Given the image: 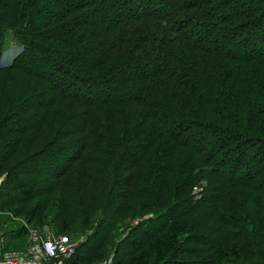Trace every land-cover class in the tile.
<instances>
[{
    "label": "trees",
    "instance_id": "obj_1",
    "mask_svg": "<svg viewBox=\"0 0 264 264\" xmlns=\"http://www.w3.org/2000/svg\"><path fill=\"white\" fill-rule=\"evenodd\" d=\"M8 37L0 230H92L65 264H264V0H0Z\"/></svg>",
    "mask_w": 264,
    "mask_h": 264
},
{
    "label": "built area",
    "instance_id": "obj_2",
    "mask_svg": "<svg viewBox=\"0 0 264 264\" xmlns=\"http://www.w3.org/2000/svg\"><path fill=\"white\" fill-rule=\"evenodd\" d=\"M2 178H0V183ZM199 189H194V194ZM85 238L81 239V242ZM79 244H75L66 235L54 234L49 226L39 230H30L26 254L7 250L4 238L0 237V264H65L76 252ZM112 258L109 260V264Z\"/></svg>",
    "mask_w": 264,
    "mask_h": 264
},
{
    "label": "rangeland",
    "instance_id": "obj_3",
    "mask_svg": "<svg viewBox=\"0 0 264 264\" xmlns=\"http://www.w3.org/2000/svg\"><path fill=\"white\" fill-rule=\"evenodd\" d=\"M54 12V10H53ZM11 37H8L7 39V45L5 46V50H4V54L2 56V59L0 61L1 66L7 67L9 66L13 60L15 59V57L19 54L20 52V48L18 46L15 45V43H13ZM264 158V155L263 157ZM198 193V192H196ZM20 224L25 228L26 234L24 236V238H19L17 240H13L12 242H10L8 240L9 236L6 237V232L7 233H11L12 229H15L16 226H20ZM42 228V227H41ZM41 228L38 227H33L28 225L27 223H25L23 220L21 219H15L11 222H7V224L5 225L4 229L0 230V237L4 238V242H5V247L7 250H11L9 248H12L13 251H17V252H21L22 254H26V251L28 249V243H29V233L30 230L34 229V230H39ZM49 229L55 234V230L53 228H51V226H49ZM92 233V230L88 231L86 234L78 236L76 238H71V240L76 244H80L81 243V239L85 238L86 236H89ZM112 258V254L110 255V257L105 260L102 261V263L99 264H109V260Z\"/></svg>",
    "mask_w": 264,
    "mask_h": 264
}]
</instances>
